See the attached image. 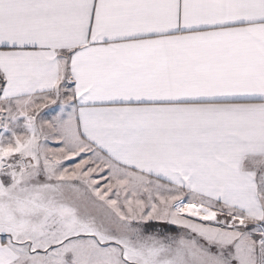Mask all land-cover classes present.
<instances>
[{
    "label": "snow or ice",
    "instance_id": "6c2138e0",
    "mask_svg": "<svg viewBox=\"0 0 264 264\" xmlns=\"http://www.w3.org/2000/svg\"><path fill=\"white\" fill-rule=\"evenodd\" d=\"M0 264H264V0H0Z\"/></svg>",
    "mask_w": 264,
    "mask_h": 264
}]
</instances>
